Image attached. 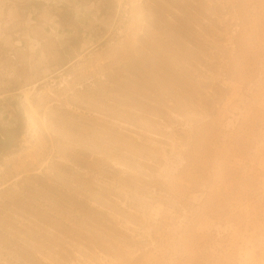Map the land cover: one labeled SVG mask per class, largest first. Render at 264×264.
Returning a JSON list of instances; mask_svg holds the SVG:
<instances>
[{
    "label": "rangeland",
    "instance_id": "1",
    "mask_svg": "<svg viewBox=\"0 0 264 264\" xmlns=\"http://www.w3.org/2000/svg\"><path fill=\"white\" fill-rule=\"evenodd\" d=\"M0 264H264V0H0Z\"/></svg>",
    "mask_w": 264,
    "mask_h": 264
}]
</instances>
